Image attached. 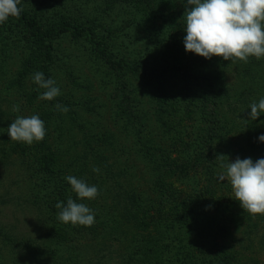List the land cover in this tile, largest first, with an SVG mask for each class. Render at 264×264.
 Segmentation results:
<instances>
[{
	"label": "rangeland",
	"instance_id": "1",
	"mask_svg": "<svg viewBox=\"0 0 264 264\" xmlns=\"http://www.w3.org/2000/svg\"><path fill=\"white\" fill-rule=\"evenodd\" d=\"M27 2L52 6L53 19L78 7L95 35L53 42L61 94L47 101L33 81L41 59L0 24V221L39 253L34 259L0 235V264H264V215L244 212L219 179L229 159L264 158V113L247 116L264 98V60L187 52L186 0ZM185 63L189 79L169 70ZM31 115L44 121V140L11 141L12 121ZM70 175L99 195L80 200ZM69 196L93 210V226L57 218L55 205ZM117 204H128L127 218Z\"/></svg>",
	"mask_w": 264,
	"mask_h": 264
},
{
	"label": "clouds",
	"instance_id": "2",
	"mask_svg": "<svg viewBox=\"0 0 264 264\" xmlns=\"http://www.w3.org/2000/svg\"><path fill=\"white\" fill-rule=\"evenodd\" d=\"M22 0H0V24L10 17L18 18L23 11ZM186 36L184 45L187 52L195 53L206 59L221 57L224 61L235 64L238 61L248 63L250 58L264 60V0H186L185 13ZM33 81L43 93L40 100L52 101L61 94L54 79H46L43 72H35ZM56 109L64 113L68 107L60 104ZM247 116L257 120L264 113V98L250 104ZM13 112H19L20 106L14 105ZM7 133L11 141L32 145L41 142L46 136L44 121L38 115L17 116ZM264 142V135L258 138ZM226 156L218 155L216 159L223 161ZM226 171L219 175L221 181H227L240 207L255 217L264 215V158L253 161L252 158L235 161L229 159L221 164ZM99 173L98 167L93 168ZM72 191L80 200L95 199L99 190L85 180L75 176H67ZM57 218L72 226L91 227L95 223V214L85 203L76 202L71 196L66 205L58 202Z\"/></svg>",
	"mask_w": 264,
	"mask_h": 264
},
{
	"label": "trees",
	"instance_id": "3",
	"mask_svg": "<svg viewBox=\"0 0 264 264\" xmlns=\"http://www.w3.org/2000/svg\"><path fill=\"white\" fill-rule=\"evenodd\" d=\"M152 1L153 0H145L146 3H150ZM74 6L77 5L75 4ZM18 7L23 8L20 16L18 18L10 17L9 20L1 26L8 32L11 30L16 31V33L21 37L22 43L31 50V60L36 58L41 59L43 64L42 72L44 73L46 79H52V69L55 61L53 42L55 40L59 39L68 32L76 39L84 38L85 36L92 37V35H95L93 30L94 27L87 25V23L82 20L78 7L70 12L60 11V16H58L57 13L54 16V19L51 18V11H54L51 10L53 8L52 6L37 8L31 6L27 0H22L21 5H18ZM108 8H110L109 5ZM56 17L58 18L57 20ZM107 49L108 47H105L104 51ZM104 57H106V60L112 65H121V62L113 61V58H111L109 54H104ZM31 60H29V62ZM202 63L205 64L206 62L203 61ZM169 70L177 72V74H180L185 80L192 76L193 67L190 63H185L170 66ZM207 85L210 86V92L212 94H216L218 97L222 95L219 90H216V85L212 82V79ZM220 90H223V88H220ZM105 166H108L106 160ZM110 175L113 176V173H110ZM0 203L3 205L1 198ZM134 203L136 205L138 204L135 198ZM116 208L122 211V216L124 218L128 217L126 214L129 211L128 204L123 207L122 205L117 204ZM0 214L2 215L1 211ZM0 235L5 238L4 240L8 243L18 244L21 249L30 251V255L34 259L38 256V248L32 247V238L27 235H21L15 226H11L3 223V221H0Z\"/></svg>",
	"mask_w": 264,
	"mask_h": 264
}]
</instances>
